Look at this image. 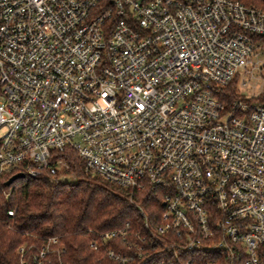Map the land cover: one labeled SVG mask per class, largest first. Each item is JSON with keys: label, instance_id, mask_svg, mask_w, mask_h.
Wrapping results in <instances>:
<instances>
[{"label": "built area", "instance_id": "built-area-1", "mask_svg": "<svg viewBox=\"0 0 264 264\" xmlns=\"http://www.w3.org/2000/svg\"><path fill=\"white\" fill-rule=\"evenodd\" d=\"M163 193L109 264H264V12L240 0H0V180ZM11 176V177H12ZM7 216L14 218L15 210ZM20 245L19 264H63Z\"/></svg>", "mask_w": 264, "mask_h": 264}, {"label": "trees", "instance_id": "trees-1", "mask_svg": "<svg viewBox=\"0 0 264 264\" xmlns=\"http://www.w3.org/2000/svg\"><path fill=\"white\" fill-rule=\"evenodd\" d=\"M264 12V0H240ZM75 182L18 179L4 187L0 180V264H19L20 245L42 247L57 238L63 264H109L102 250L90 243L96 233L132 227L140 229V206L151 219L162 211L163 193L146 186L141 191L117 187L83 172L75 154L66 153ZM15 210L14 218L7 216Z\"/></svg>", "mask_w": 264, "mask_h": 264}, {"label": "water", "instance_id": "water-1", "mask_svg": "<svg viewBox=\"0 0 264 264\" xmlns=\"http://www.w3.org/2000/svg\"><path fill=\"white\" fill-rule=\"evenodd\" d=\"M24 178V175L23 174H17V175H14L12 176L8 181H6L4 183V187H8L10 186L15 180H18V179H23Z\"/></svg>", "mask_w": 264, "mask_h": 264}, {"label": "rangeland", "instance_id": "rangeland-1", "mask_svg": "<svg viewBox=\"0 0 264 264\" xmlns=\"http://www.w3.org/2000/svg\"><path fill=\"white\" fill-rule=\"evenodd\" d=\"M62 182L74 183L75 180L74 179H71V178H66V179H62Z\"/></svg>", "mask_w": 264, "mask_h": 264}]
</instances>
